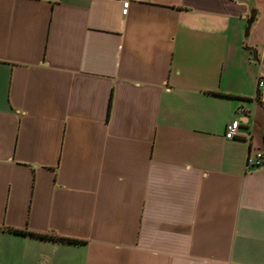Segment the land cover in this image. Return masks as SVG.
Returning a JSON list of instances; mask_svg holds the SVG:
<instances>
[{"label":"crops","instance_id":"obj_1","mask_svg":"<svg viewBox=\"0 0 264 264\" xmlns=\"http://www.w3.org/2000/svg\"><path fill=\"white\" fill-rule=\"evenodd\" d=\"M122 1L0 0V264H264V0Z\"/></svg>","mask_w":264,"mask_h":264},{"label":"built area","instance_id":"obj_2","mask_svg":"<svg viewBox=\"0 0 264 264\" xmlns=\"http://www.w3.org/2000/svg\"><path fill=\"white\" fill-rule=\"evenodd\" d=\"M129 1H122L121 15L124 17L128 12ZM257 96H264V78L259 77L256 82ZM239 136V120L236 119L228 123L225 127V138L227 140H234ZM247 165L254 168H260L264 165L263 155L260 152H256L254 155H248Z\"/></svg>","mask_w":264,"mask_h":264},{"label":"trees","instance_id":"obj_3","mask_svg":"<svg viewBox=\"0 0 264 264\" xmlns=\"http://www.w3.org/2000/svg\"><path fill=\"white\" fill-rule=\"evenodd\" d=\"M1 231H6V232L12 233L14 235L29 236V237L39 239V240H44V241L66 243L69 245H80L81 243H83L82 241L75 240V239L56 237V236L47 235V234L42 235V234H36V233H31V232H26V231L13 230V229H9V228L2 229Z\"/></svg>","mask_w":264,"mask_h":264},{"label":"water","instance_id":"obj_4","mask_svg":"<svg viewBox=\"0 0 264 264\" xmlns=\"http://www.w3.org/2000/svg\"><path fill=\"white\" fill-rule=\"evenodd\" d=\"M253 21H254V14L251 13V14L249 15L248 20L246 21V28H245V30H244V36H245L246 38H247L248 35H249V30H250V28H251V25H252Z\"/></svg>","mask_w":264,"mask_h":264},{"label":"rangeland","instance_id":"obj_5","mask_svg":"<svg viewBox=\"0 0 264 264\" xmlns=\"http://www.w3.org/2000/svg\"><path fill=\"white\" fill-rule=\"evenodd\" d=\"M243 34H244V31H243Z\"/></svg>","mask_w":264,"mask_h":264}]
</instances>
